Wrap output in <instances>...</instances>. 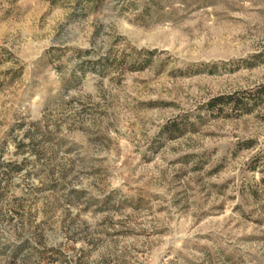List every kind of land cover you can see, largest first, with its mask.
Wrapping results in <instances>:
<instances>
[{
  "label": "rangeland",
  "instance_id": "374dc122",
  "mask_svg": "<svg viewBox=\"0 0 264 264\" xmlns=\"http://www.w3.org/2000/svg\"><path fill=\"white\" fill-rule=\"evenodd\" d=\"M0 264H264V0H0Z\"/></svg>",
  "mask_w": 264,
  "mask_h": 264
}]
</instances>
